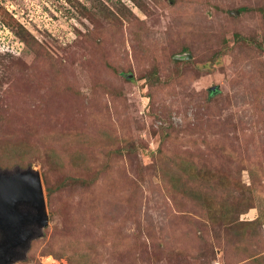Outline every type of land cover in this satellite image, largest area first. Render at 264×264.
Listing matches in <instances>:
<instances>
[{
	"label": "rangeland",
	"instance_id": "1",
	"mask_svg": "<svg viewBox=\"0 0 264 264\" xmlns=\"http://www.w3.org/2000/svg\"><path fill=\"white\" fill-rule=\"evenodd\" d=\"M1 7L4 159L49 214L13 264H264V0Z\"/></svg>",
	"mask_w": 264,
	"mask_h": 264
},
{
	"label": "water",
	"instance_id": "2",
	"mask_svg": "<svg viewBox=\"0 0 264 264\" xmlns=\"http://www.w3.org/2000/svg\"><path fill=\"white\" fill-rule=\"evenodd\" d=\"M49 214L41 172L0 169V264L27 257L34 238L43 235Z\"/></svg>",
	"mask_w": 264,
	"mask_h": 264
},
{
	"label": "trees",
	"instance_id": "3",
	"mask_svg": "<svg viewBox=\"0 0 264 264\" xmlns=\"http://www.w3.org/2000/svg\"><path fill=\"white\" fill-rule=\"evenodd\" d=\"M0 19H1L0 21L2 23H4L6 26L12 27L13 30L15 29V27H18L19 30H17L18 32L16 31V33L19 36H21V38L23 40H26L25 39L26 38L25 35L27 32L26 28L21 26V24L17 22L16 18L12 15V13L10 11L6 10L4 7H1V9H0ZM1 55L6 56L7 54H1ZM6 95H7V93H6ZM8 141L9 140L6 138H5V141H0V169H2V170L14 169L16 167L24 169V168L30 167L31 163H32V159H33V154L31 153L32 151L29 152V149L24 151V152H20V150H18V148L15 145H14L15 147H13L11 145V149H10L11 152L9 151L8 156L4 159V157H5V143ZM16 142H20V141H16ZM2 152H4V153H2ZM29 159H31V161ZM40 159L42 161V158H40ZM45 170L46 171L43 170V175H44V180H46V184L48 185L50 183L49 174L47 172L48 170L47 169H45ZM181 177H182V175L174 176V178L172 179L173 184L176 183L177 181H179ZM78 178L82 179L83 177L78 176ZM33 241H34V239L32 240V242ZM32 242H31V246H32ZM31 246H30V248H31ZM30 248H29V250H30ZM29 250H28V252H29ZM28 252H27V254H28Z\"/></svg>",
	"mask_w": 264,
	"mask_h": 264
},
{
	"label": "flooded vegetation",
	"instance_id": "4",
	"mask_svg": "<svg viewBox=\"0 0 264 264\" xmlns=\"http://www.w3.org/2000/svg\"><path fill=\"white\" fill-rule=\"evenodd\" d=\"M22 260V259H21ZM19 261V260H18Z\"/></svg>",
	"mask_w": 264,
	"mask_h": 264
}]
</instances>
